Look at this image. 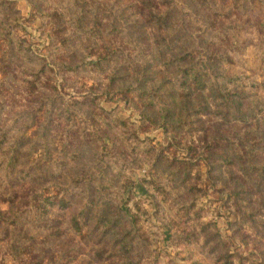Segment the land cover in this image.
I'll return each instance as SVG.
<instances>
[{
    "label": "rangeland",
    "instance_id": "374dc122",
    "mask_svg": "<svg viewBox=\"0 0 264 264\" xmlns=\"http://www.w3.org/2000/svg\"><path fill=\"white\" fill-rule=\"evenodd\" d=\"M80 1L0 0V264H264V0Z\"/></svg>",
    "mask_w": 264,
    "mask_h": 264
},
{
    "label": "trees",
    "instance_id": "16d2710c",
    "mask_svg": "<svg viewBox=\"0 0 264 264\" xmlns=\"http://www.w3.org/2000/svg\"><path fill=\"white\" fill-rule=\"evenodd\" d=\"M148 1L150 0H147V2ZM75 2L83 7V1L75 0ZM156 21L161 25H166L168 22L166 16H160L156 18ZM98 24L100 27V23H97V28H95L94 26L92 27L91 32L93 35H97V33H99L101 30L98 28ZM174 36H176V34ZM105 59H107V57H104V60ZM172 59L173 58H169L168 61H172ZM178 60L181 62H185V64L183 65H178L181 74V80L179 82V86L181 88L184 89L191 87L199 92H207V96L210 99L219 100L226 103H230L235 99H242L246 97L247 91H243V89L228 90L224 83L218 80L219 77L215 73L213 65H217L216 63L219 62L227 63L230 59L229 57L224 56V54H220L217 52L207 53L200 50L199 54L196 56L188 52L183 56H179ZM96 65L100 68V70H103L102 66L99 65V62L96 63ZM239 79H241L240 74L223 77V80L229 84H233L234 88H241L244 85L243 82L238 83ZM250 84L252 87L258 86V83L256 81H250ZM127 90H129V92L136 91L138 95L143 96L144 98L152 96L161 97L163 95L162 93H158L157 90L146 92L130 87ZM165 95L168 97H172V91H167ZM195 110L198 111L199 107L196 106ZM251 142L253 144L255 143V141L253 140ZM255 146L258 145L255 144ZM6 163L8 167H11V165L13 166L14 164L12 158H9ZM68 204V200H66L65 197L59 198L57 202L54 196H43L41 193H38L32 207L35 208L39 214L44 215L50 208H53L56 205H58L61 209H65L67 208ZM85 216L86 215L84 211H80L74 214L69 220L67 229L76 235H82L83 233L81 229V222Z\"/></svg>",
    "mask_w": 264,
    "mask_h": 264
}]
</instances>
